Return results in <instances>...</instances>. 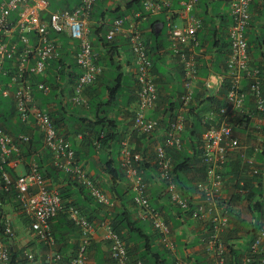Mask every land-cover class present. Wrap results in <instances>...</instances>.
<instances>
[{
	"label": "built area",
	"instance_id": "obj_1",
	"mask_svg": "<svg viewBox=\"0 0 264 264\" xmlns=\"http://www.w3.org/2000/svg\"><path fill=\"white\" fill-rule=\"evenodd\" d=\"M253 0H230L233 25L230 29L231 52L227 59L229 93L227 102L232 107L221 112V124L210 127L202 137L201 160L206 168L204 178L195 185L192 195H184L170 176L172 158L168 149L182 148L181 134L185 129L184 116L180 113L169 125L164 142L156 148V162L159 169V180L166 183L170 201L184 211L193 209L192 218L197 221H210L209 237L205 248L209 264H226L229 261L230 248L222 235L230 227L227 213L229 202L225 198L224 170L230 162L231 154L241 147L240 139L235 135L230 120L242 112L246 92L243 89L245 78L250 79L249 89L254 98L256 109L264 122V91H261L260 77L262 70L252 68L248 53L245 29L251 15L249 12ZM97 0H81L74 9L51 11L50 0H0V72L7 60L17 57L15 69L4 88L0 87L3 97L15 99L18 118L22 123L33 126L42 135V147L51 156L55 168L70 175L74 180L90 190L101 204H109V198L89 177L86 169L78 162L76 150L72 143L56 128L49 113L38 107L35 92H50L44 84L34 85L29 77L46 73L49 62L59 56L61 42L52 38V33L65 35L72 42L78 43L76 61L81 75L72 87V101L77 105L88 106L86 90L95 84L103 73L98 64L100 55L94 51L89 38L91 31L92 11ZM200 0H187L183 3L186 17L185 26L178 28L170 25L169 39L174 54L184 64V81L186 92L182 96L183 106L192 101L193 84L197 78V63L194 48L198 46L197 33L202 27V20L193 14ZM143 12L116 18L107 31L108 40L120 35L128 39L135 66L137 68L138 106L134 117V128L140 135H152L159 127L160 121L149 118V113L158 101L157 87L152 74L153 62L150 59L145 40L140 30V23L148 15L170 9L172 0H145ZM127 24V25H126ZM17 54H19L17 56ZM6 72V71H5ZM7 75V73H4ZM208 84V83H207ZM34 85V86H33ZM37 86V88L35 87ZM31 137L25 133L13 136L0 125V164L3 170L5 187L15 185L22 213L32 225V231L44 245V250H27L24 258L27 264H87L88 249L97 233L93 225L76 207L66 208L59 193L49 188L47 180L39 170L33 158L28 164V172L13 180L7 167L18 166L22 161L23 151L30 145ZM121 158L126 176L135 196V202L142 218L151 221L165 247L175 252L171 229L163 215L150 204L148 185L140 169L145 162L141 153L134 151L127 140L122 142ZM246 166L253 175H260L253 158L245 160ZM62 213L81 231V244L74 255L65 261L56 248L52 233V223ZM5 236L12 240L15 237L10 220L4 221ZM261 237L252 246V253L264 255V226ZM105 239L110 244L111 257L115 264L132 263L128 249L121 236L110 226H105ZM246 263L252 261L250 253L246 254ZM264 264V256L260 259ZM0 264H13L10 247L0 235ZM137 264H143L137 262ZM176 264H193L183 258L176 259Z\"/></svg>",
	"mask_w": 264,
	"mask_h": 264
},
{
	"label": "crops",
	"instance_id": "obj_2",
	"mask_svg": "<svg viewBox=\"0 0 264 264\" xmlns=\"http://www.w3.org/2000/svg\"><path fill=\"white\" fill-rule=\"evenodd\" d=\"M131 1L105 0L106 5H104V8L115 9L121 7L123 10ZM143 1L141 6H143ZM186 1L173 0L174 11H171L172 13L164 10L161 13L146 16V19L140 23V30L145 42L149 45V51L153 59V74L156 78L160 97L150 117L163 120L164 124L169 121L171 108L172 110L175 107L179 108L180 96L183 92L182 68L175 55H173L168 33L170 23H174L181 28L185 25L183 3ZM80 2L81 0H51V10L74 9ZM199 4V8L195 10V15L200 17L203 22V27L198 33L199 45L197 48L200 74L194 87L193 103L185 112L187 125L184 134L187 137L194 136L195 132L203 135L206 126L211 123L213 109L209 107V98L217 96L221 99L222 97L219 96V93L222 92V87L226 84L225 61L230 51L229 29L232 25V19L229 13V0H201ZM134 12L138 11L134 10L129 14L132 15ZM114 19H116L114 15L105 17L102 19L101 24L109 26ZM91 24L92 26L95 24L94 16ZM91 31L90 37L92 39L93 30L91 29ZM247 39L251 46L252 66L259 67L262 70L264 85V0H255L252 6V19L247 30ZM127 41V37L123 34L115 39V51L112 55L114 63L110 64L107 61V64L104 65L105 74L87 89L85 97L91 103V107L83 108L72 102L71 87L65 90L64 97L60 98L55 105L51 104L52 109L61 112V115L66 118L59 131L62 134L64 133L72 142L77 151V159L86 168L92 180L111 196L112 204L110 206L98 204L89 197L86 190L69 181V177L63 174L56 179H50L48 184L59 192L66 206L78 205L85 216L97 225L98 232L93 237L88 264H114L111 259L110 244L105 239L106 231L101 224L103 222L111 223L113 218L125 212L130 214V220L134 224L137 223L135 227L131 228L133 233L125 229L123 225L119 227L133 261L141 260L140 257L144 255L147 257V262L144 261L146 264H176L177 257L193 264H209L205 240L209 237L211 226L208 223L181 215V210L170 202L169 195L159 180L155 147L163 140L164 130L156 131L152 136H142L134 128L133 120L138 100L136 68ZM69 56V62L75 65V56L71 53ZM76 71L78 74L81 73L79 68ZM121 74H124L122 77L123 95L118 104L105 106L111 90L109 88L115 85L117 76ZM206 82L209 83V87L206 86ZM60 94H64V92H60ZM61 101H63V106L60 105ZM245 106L246 112L240 117L241 122L235 128L236 135L241 140L243 148L239 150L238 155L236 153L231 155L230 163L234 165V173L230 174V170H226L225 198L229 203H232L233 213L237 219L239 218L255 226L257 223L264 224V122L256 113L255 104L249 95L246 97ZM81 107L84 111L81 110ZM78 114L81 115L78 117L80 120H75L72 115L78 116ZM101 114L110 117L115 123L112 128L119 136L118 141H113L111 147L107 149H102L97 144L95 138L98 132L97 125H87V123L81 125L78 122L83 121V119L95 122L97 116ZM194 124L199 125L194 128ZM33 137L35 139L38 137V131ZM124 140H127L132 148L143 154L145 162L141 168V173L145 176L149 185L150 201L164 215V218L172 227V240L176 245L175 253L163 246L151 222L138 216L133 202L134 194L123 175L121 144ZM41 154H43V151H41ZM250 157L256 159V165L262 172L260 198L255 200L261 201L263 206L261 210L254 213L250 211L249 201L241 199V195H236L239 193L236 188L239 186L238 180L242 181L249 172V170L243 169L242 163H244L245 158ZM239 161L242 163L239 164ZM45 164L47 167L51 164L50 157L47 158L46 155ZM9 168L17 177L26 172L25 163ZM113 169L117 172L115 175L111 173ZM200 176V174L197 176L194 172L187 178L193 187L192 190L185 191L188 195L194 192L195 184L200 180ZM5 217L11 220L15 232V238L10 241L15 251L42 250L41 244L35 239L31 231L30 221L22 213L18 202L7 203L4 212H0V222ZM68 221L67 215L61 214L52 225L58 235L62 232L65 239H67V246H63L64 242L58 245V249L63 254L75 252L81 240L78 230L72 228ZM229 228L222 235L223 241L228 245H233L235 249L245 248L250 241L249 228H242L235 232L239 227L236 226L235 228L234 223ZM144 235L150 238L149 243L152 252L148 255L145 251L148 244ZM230 263L232 262L229 261ZM255 264H260L259 260H256Z\"/></svg>",
	"mask_w": 264,
	"mask_h": 264
},
{
	"label": "trees",
	"instance_id": "obj_3",
	"mask_svg": "<svg viewBox=\"0 0 264 264\" xmlns=\"http://www.w3.org/2000/svg\"><path fill=\"white\" fill-rule=\"evenodd\" d=\"M141 2L142 0H132L129 4L126 5V7L122 10L121 7L119 8H115V9H106L104 8L105 4V0H98L93 8L92 11V18L94 16V21L95 24L92 26V39L90 37V40L93 44V49L94 51H96L99 55V63L101 64L103 67H105L104 65L107 64V61H109L110 64H113V51H115V39L114 40H108L107 38V31L109 29V26H106L104 24H101L102 19L105 17H110L112 15L115 16V18L118 17H124L127 15H130L129 13L137 10L139 12H144L143 7L141 6ZM201 2V1H200ZM200 5V4H199ZM199 5L197 8H199ZM102 9V10H101ZM101 10V11H100ZM127 25V24H126ZM92 32V31H91ZM61 36V37H60ZM58 36L57 34L52 33V38H58L61 40V42L63 43V49H62V56L60 57H56L54 59H52L47 67L46 73L44 75H40V76H33L31 75L29 77V80L31 83H33L34 85H38V84H44L47 87L50 88V92L48 94H44L42 91H37L35 92V98H36V103L38 105V107L46 110L50 117L52 118V120L54 121V124L56 126V128L59 130L60 127L63 125L64 120L66 119L64 116L61 115V112H56L55 109L51 108V104L55 105L57 103V101L64 97L65 95V90L68 89L69 87H71L74 82H75V78H77L76 73H77V65L72 64L71 62H69V54L73 52V50H70V40L65 36V35H60ZM91 36V35H90ZM128 42V41H127ZM129 44V43H128ZM147 45V42H146ZM248 53L249 55L250 53V49L251 46L248 43ZM147 49H148V55L149 57L152 59L151 56V52L149 51V45H147ZM19 54H17L18 56ZM70 57V56H69ZM17 57L13 58L12 60H7L3 69L4 71L3 74L0 72V87L4 88L6 85V83L9 81V76H12L14 74V72L16 71L15 69V64H16V59ZM111 61V62H110ZM153 61V59H152ZM119 69V67H118ZM6 71V72H5ZM4 73H7V75H4ZM105 74V71H104ZM199 68L197 69V77H199ZM263 74V73H262ZM262 74L260 77V87H261V91H264V85H263V79H262ZM124 74H121L119 76H117L118 78L116 79L115 85L109 89V98H108V102L105 104V106H112L113 104H118L120 101L121 96L123 95V88L122 87V77ZM136 82L137 78H136ZM226 84L222 87V92L219 93V96L221 97V99L217 96L215 97H211L209 98L210 100V104L209 107L211 109H213L212 111V115H213V120H211V123L208 124V127H210L211 125H215L216 127L219 126L221 124V112L223 109H226L229 107H232L231 105H229V103L227 102V95L229 93V89L230 86L229 82H225ZM250 84V79L247 77L245 78V81L243 82V88L244 90L247 88ZM33 85V86H34ZM37 88V86H35ZM138 87V85H137ZM139 89V88H137ZM64 92V94H60ZM72 92V91H71ZM61 96H60V95ZM137 99H138V93H137ZM246 102V101H245ZM138 103V100H137ZM60 105L63 106V101L60 102ZM83 108H87V107H91V103L88 102V106H84V105H80ZM81 107V110L84 111V109ZM175 109L177 110L178 107L171 108L170 111V115L171 118L175 115ZM194 112V111H193ZM192 112V113H193ZM258 114V111L256 112ZM104 114H106V112H104ZM173 114V115H172ZM62 116V117H61ZM75 117V120H80V118H78L79 116H81L80 114H78V116L76 115H72ZM241 116H238L235 120H230L231 124L233 125L234 129L236 128V126L238 124H240ZM87 119H83V121H78L81 125H85L87 123V125H94V126H98V132L96 134V141L97 144L100 146V148L102 149H107L108 147H111L113 141H118L119 136L115 131V129H113V125H115V123L110 119V117L108 116H104V115H99L96 118L95 122H87ZM76 122V121H75ZM77 122V123H78ZM0 125L1 127L8 133L14 135V136H18L21 133H25L27 135H29L31 137V143L30 145L25 149L23 156H25L26 158L28 157H34L39 165V170L41 172V174L43 175V177L45 179H56L60 176L65 175L67 177H69V181H71L72 183L77 184L75 181H73L71 179V177L67 174H65L64 172L58 170L57 168H55L51 162V164L47 167L46 164L44 165V159H45V155L47 158L50 157V153L47 152V150L43 149L42 147V135L38 132V137L35 139V137H33V135L37 132V130L34 129L33 126H29L25 123H22L19 118H18V112H17V108H16V103H15V99L13 97H9V98H5L2 96L1 91H0ZM199 124H194V128L196 126H198ZM64 134V133H63ZM65 138L67 140L68 137H66V135L64 134ZM70 141V140H69ZM71 142V141H70ZM72 143V142H71ZM202 134H198L197 132H195L194 136H183V147L181 150H178L176 148L174 149H168V155L172 158V168L170 170V176L173 178V181L176 183V185L181 188L182 191H184V195H188V191L192 190L193 187L190 183V181L187 180V178L189 177V175L192 173L194 174V172L197 174H200V178L205 176V171L206 168L203 166L202 164V160H201V154H202ZM73 145V144H72ZM41 151H43V154H41ZM38 157V158H36ZM27 158V159H28ZM48 161V159H47ZM242 163L241 161H239V164ZM233 169V171H232ZM114 170V169H113ZM111 170V173L113 175H115L117 172H115V170L113 171ZM227 171L230 170V174L234 173V165L233 163H229L227 165ZM197 171V172H196ZM199 171V173H198ZM10 174L12 176H14V178L16 177L11 170H9ZM3 170L1 169V164H0V185H4L3 184ZM261 175H253L251 174L250 177H246L244 179L238 180V184H240L239 182H242L243 187L240 188V185L236 188H238L239 193L236 194L238 196L241 195V199L245 200L246 199L249 201V208L251 212H257L258 210L262 209V202L261 201H256L255 199L260 198V191H261V185L262 182L261 180ZM161 184H163L164 190L166 189V183L165 182H161ZM237 184V185H238ZM79 186V184H77ZM81 189H83L81 186H79ZM195 189V187H194ZM84 190V189H83ZM187 191V192H185ZM189 196V195H188ZM18 198V194L14 188V186H10L8 191H4L2 187H0V212H4L5 206L7 205L8 202H10L11 204L13 203V201L17 202ZM171 202V201H170ZM172 203V202H171ZM173 204V203H172ZM17 205V204H16ZM177 209L181 210V215H183L186 218H192V212L193 209L189 210V211H183L181 208H179L178 206H176L175 204H173ZM21 205H19L20 207ZM78 206V205H76ZM230 206V212L227 213L228 216V220H229V225L231 227V225H235L239 227V229H236L235 232H238L237 230H241L242 228H249L248 229V233L250 232V241L248 243V245L245 248H241V249H235L234 246L230 245V252H229V261H231L232 263L230 264H255L256 260H260L264 255L261 254H255L252 253V246L253 244L257 241L258 237H261V230L263 229L262 227L264 226V224L261 223H257V225L253 226L254 224H249L246 221H242L239 218L237 219L234 216L233 213V205L229 204ZM130 214L125 212L123 214H119V216L115 217L112 219L111 221V225L113 227V229L121 235L120 231H119V227L121 225H123V227L125 229H127L129 232L133 233V230L131 228H133V226L135 227L134 222L132 220H130ZM69 225L72 228H76L73 224H71L70 221H68ZM230 229V228H229ZM138 230V229H137ZM52 232L54 237L57 239L58 245H60V243H63V246H67V239H65V235L64 233H60V235H58V233H56L54 231V229L52 228ZM5 234V227H4V221L0 222V235L3 237L5 242H8V238H6L4 236ZM146 242H147V247H146V255H148L150 252H152L151 250V244L149 243V236L144 235ZM264 245V243L262 244ZM11 257L13 260V264H27L26 261H24V253L22 251H15L14 248L11 246ZM247 251V253H246ZM154 253V252H153ZM250 253V257L252 258V261L249 263L245 262V258H246V254ZM65 254V253H64ZM147 257L143 255V257L141 256L140 259L144 262H147ZM229 261L226 264H229ZM146 264V263H144Z\"/></svg>",
	"mask_w": 264,
	"mask_h": 264
},
{
	"label": "clouds",
	"instance_id": "obj_4",
	"mask_svg": "<svg viewBox=\"0 0 264 264\" xmlns=\"http://www.w3.org/2000/svg\"><path fill=\"white\" fill-rule=\"evenodd\" d=\"M98 1V0H97ZM145 1V0H144ZM144 1H143V3H144ZM201 1V0H200ZM50 2H51V0H50ZM81 3V2H80ZM200 3V2H199ZM199 3L196 5V7H195V9H194V11H193V14L195 15V10L197 9V7H198V5H199ZM255 3V0H253L252 1V3H251V5H250V8H249V12H250V15H251V17H250V19L248 20V24H247V26H246V29H245V36H246V40H247V43H249L248 42V39H247V30H248V28H249V26H250V23H251V19H252V6H253V4ZM80 5V4H79ZM78 5V6H79ZM229 6H230V0H229ZM143 7V9H144V6H142ZM145 10V9H144ZM164 10H168L169 12H173L174 11V9H173V0H172V6H171V8L170 9H163L162 11H164ZM183 10H184V7H183ZM52 11V10H51ZM161 11V12H162ZM139 12V11H138ZM160 12V13H161ZM171 12V13H172ZM143 13H145V11L143 12ZM229 13H230V16H231V19H232V25H233V17H232V13H231V7H230V10H229ZM196 17H198L197 15H195ZM184 17H185V13H184ZM198 18H200V17H198ZM201 19V18H200ZM115 20V19H114ZM113 20V21H114ZM202 20V19H201ZM184 21L186 22V17H185V19H184ZM111 25V24H110ZM110 25H109V27H110ZM170 25H174V26H177L176 24H174V23H170ZM170 25H169V30H170ZM232 25L230 26V29H231V27H232ZM185 26V25H184ZM183 26V27H184ZM178 28H181V27H179V26H177ZM182 27V28H183ZM202 27H203V24H202ZM202 27L200 28V29H202ZM91 29H92V24H91ZM200 29L198 30V33H199V31H200ZM230 29H229V39H230ZM198 33H197V38H198ZM58 36H60V35H58ZM61 37V36H60ZM89 38H90V36H89ZM168 38H169V33H168ZM58 39V38H57ZM116 39V38H115ZM60 42H61V40L60 39H58ZM170 40V39H169ZM171 42V41H170ZM146 43V42H145ZM93 45V44H92ZM198 45H199V40H198ZM70 46H72V47H70V50H73V52L71 53V54H73L74 56H75V63H76V65H77V61H76V54H77V48H78V43L77 42H72L71 40H70ZM63 43L61 42V47H60V49H59V56L61 57L62 56V54H61V52H62V49H63ZM146 47H147V45H146ZM171 48H173L172 47V43H171ZM197 48H198V46L196 47V48H194V53H195V57H196V63H197V69L199 68V65H198V57H199V54H198V52H197ZM249 49V48H248ZM147 51H148V49H147ZM172 51H173V49H172ZM132 52V51H131ZM230 52H231V39H230V51H229V54H230ZM229 54H228V56H229ZM133 55V54H132ZM173 55H175L174 54V51H173ZM59 56H57V57H59ZM228 56H227V58H226V61H225V65H226V81L227 82H229L228 81V68H227V59H228ZM250 56V55H249ZM175 57L177 58V60H178V62H179V64H180V66H181V68H182V74H183V78H182V83H183V92H182V94H181V96H180V105H179V108L176 110V112H174V116L171 118V115L169 116V121H168V123L166 124H164V121L162 120H159L160 121V127L156 130V131H162V130H164V137H163V140H161L157 145H156V147H155V159H156V148L160 145V144H162V142H164V140H165V137H166V132H167V129H168V127H169V125L177 118V116L181 113L183 116H184V121H185V129H184V131L182 132V134H181V142H182V147H183V136L185 135L184 133H185V131H186V125H187V120H186V115H185V112L189 109V107L191 106V104L193 103V100H194V87H195V83H196V81L198 80V78L199 77H197L196 78V80H195V82H194V84H193V97H192V101L189 103V105H187L186 107H184L183 106V102H182V96L184 95V93L186 92V87H185V81H184V76H185V74H184V64H183V62H182V60L178 57V56H176L175 55ZM54 59V58H53ZM151 59V58H150ZM250 59H251V57H250ZM152 60V59H151ZM153 62V61H152ZM99 63V62H98ZM251 66H252V60H251ZM100 66H102L101 64H99ZM153 66H154V64H153ZM103 67V66H102ZM77 68H79V66L77 65ZM76 68V69H77ZM135 68H136V66H135ZM252 68H259V67H253L252 66ZM153 69H154V67H153ZM153 69H152V74H153ZM79 70H80V68H79ZM81 71V70H80ZM136 71H137V68H136ZM103 74H104V67H103V73H102V75L101 76H103ZM81 75V73L80 74H78V72L76 73V76H77V78H75V80L77 81V79L79 78V76ZM196 75H197V73H196ZM101 76H99L98 77V79L97 80H99V78L101 77ZM153 77H154V81H155V84H156V87H157V92H158V101H159V91H158V86H157V82H156V78H155V76H154V74H153ZM136 78H137V74H136ZM208 82H206L205 84H206V86L207 87H209V83L207 84ZM75 84V83H74ZM74 84L71 86V88L74 86ZM137 85H138V82H137ZM229 86V85H228ZM137 88H139V86L137 87ZM244 89V88H243ZM71 91H72V89H71ZM87 91V90H86ZM138 91H139V89H137V93H138ZM244 92H246V96H245V98H244V106H243V110H242V112L240 111L239 113H237V116H236V118L238 117V116H242L245 112H246V106H245V101H246V97L249 95L250 97H251V99L253 100V102H254V104H255V101H254V98H253V96L251 95V93H250V89H249V86H248V89L246 88L245 90H244ZM72 100V99H71ZM138 100H139V96H138ZM158 101H157V103H158ZM73 102V101H72ZM157 103H156V106H157ZM137 106H138V103H137ZM156 106H155V108H156ZM154 108V109H155ZM137 109V108H136ZM255 109H256V104H255ZM152 112V111H151ZM151 112L149 113V115H148V117L149 118H151L150 117V114H151ZM256 112H257V109H256ZM135 113H136V111H135ZM173 115V114H172ZM258 116L261 118V115H260V113H258ZM134 117H135V115H134ZM235 118V119H236ZM152 119H154V118H152ZM234 119V120H235ZM156 120H158V119H156ZM212 120H213V118H212ZM133 123H134V120H133ZM214 125V124H213ZM213 125H211L210 127H212ZM233 126V125H232ZM210 127H208V126H206V130H205V132L210 128ZM234 128V127H233ZM155 131V132H156ZM154 132V133H155ZM204 132V133H205ZM153 133V134H154ZM203 133V134H204ZM234 133H235V135H236V129H234ZM152 134V135H153ZM12 135V134H11ZM152 135H149V136H152ZM14 136V135H13ZM142 136H147V135H142ZM237 136V135H236ZM202 137H203V135H202ZM241 141V140H240ZM123 142V141H122ZM241 144H242V142H241ZM74 147V146H73ZM243 148V146L241 147V149ZM75 149V148H74ZM134 149V148H133ZM177 149V148H176ZM182 149V148H181ZM180 149V150H181ZM25 151V150H24ZM24 151H23V153H24ZM134 151H136V152H138L136 149H134ZM23 153H22V161H21V163H25V165H26V172L24 173V174H22V175H20V176H23V175H25L27 172H28V164H29V162L34 158V157H25V156H23ZM138 153H140V152H138ZM238 153H239V151L236 153L237 155H238ZM76 154H77V151H76ZM142 154V153H141ZM232 154H234V153H232ZM231 154V155H232ZM142 156H143V154H142ZM76 157H77V155H76ZM250 158H253L255 161H256V159L254 158V157H250ZM35 159V158H34ZM246 159H248V158H245V160ZM36 160V159H35ZM245 160H244V163H242L243 164V169H247V170H249V168L246 166V163H245ZM37 162V161H36ZM78 162H79V160H78ZM230 162H231V159H230ZM229 162V163H230ZM257 162V161H256ZM20 163V164H21ZM80 163V162H79ZM228 163V164H229ZM81 164V163H80ZM156 164H157V162H156ZM227 164V165H228ZM122 165H123V162H122ZM143 165H144V163H143ZM143 165H142V167H143ZM158 166V165H157ZM141 167V168H142ZM256 167H257V165H256ZM85 168V167H84ZM124 168V167H123ZM141 168H139L140 169V172H141ZM257 168H259V167H257ZM9 167H7V170L9 171ZM86 169V168H85ZM226 169H227V166H226V168H225V170H224V177H225V175H226ZM260 169V168H259ZM261 170V169H260ZM87 171V170H86ZM123 171H124V173H123V175H124V177L127 179V181H128V183H129V180H128V178H127V176H126V170H125V168L123 169ZM10 173V172H9ZM87 173H88V171H87ZM66 174V173H65ZM262 174V172L260 173V175ZM11 175V174H10ZM88 175H89V177L92 179V177L90 176V174L88 173ZM250 175H251V173H250V170H249V172H247V176L248 177H250ZM20 176H16L15 178H14V176H12L11 175V177H12V179L13 180H17ZM70 176V175H69ZM71 177V176H70ZM144 178H145V176H144ZM202 178H204V177H202ZM202 178H200V179H202ZM226 178V177H225ZM71 179L73 180V181H75L77 184H79V186H81L84 190H86L87 192H88V195H89V197L91 198V199H93L95 202H97L98 204H100V205H103V206H110L111 204H112V198H111V196L106 192V191H104L103 190V188L99 185V184H96L93 180V183L97 186V187H99L100 189H101V191L104 193V194H106L107 196H108V198H109V204H101V203H99L94 197H92V195H91V193H90V190L87 188V187H85V186H83L81 183H79L78 181H76V180H74L72 177H71ZM2 180H3V177H2ZM47 180V182H49V180L48 179H46ZM225 180V186H226V179H224ZM145 181H146V183H147V180H146V178H145ZM240 184V188H242L243 187V185H242V182H239ZM3 184L4 185H0V187H2L3 188V190L4 191H8V189H9V187H5V182H4V180H3ZM147 185H148V183H147ZM196 185V184H195ZM12 186H14V188H15V185H12ZM129 186H130V183H129ZM49 188L50 189H52V190H55V189H53L52 187H51V185H49ZM179 188V187H178ZM196 188V187H195ZM130 189H131V191L133 192V194H134V197H133V202H134V206H135V209L137 210V213H138V216L141 218V219H144V218H142L141 216H140V214H139V210H138V208H137V204H136V202H135V196H136V194L134 193V191L132 190V188H131V186H130ZM238 189V188H237ZM15 190H16V188H15ZM179 190L184 194V192L181 190V188H179ZM56 191V190H55ZM194 191H195V189H194ZM16 192H17V190H16ZM58 192V191H57ZM59 193V192H58ZM148 193H149V185H148ZM17 194H18V192H17ZM60 195V194H59ZM190 195H192V194H190ZM150 196V195H149ZM186 196H188V195H186ZM60 197H61V195H60ZM61 199H62V201H63V198L61 197ZM17 200V202L19 203V205H21L20 204V202H19V199L17 198L16 199ZM63 204H64V201H63ZM150 204H151V201H150ZM230 204H232L231 202H230ZM64 206L66 207V208H69V207H71V206H66L65 204H64ZM73 207H76V208H78V209H80L78 206H76V205H72ZM151 206L154 208V209H156L152 204H151ZM20 208H21V211H22V206H20ZM157 210V209H156ZM80 211L82 212V214L85 216V214L83 213V211L80 209ZM157 211H159V210H157ZM184 211V210H183ZM160 212V211H159ZM161 213V212H160ZM62 214H66V213H62ZM162 214V213H161ZM61 215V214H60ZM59 215V216H60ZM67 215V214H66ZM163 215V214H162ZM58 216V217H59ZM67 217H68V220L70 221V219H69V216L67 215ZM86 217V216H85ZM163 217H164V215H163ZM27 218V217H26ZM10 220L8 217H5V218H3V220L2 221H5V220ZM86 219L88 220V221H90L87 217H86ZM165 219V218H164ZM193 219V218H192ZM56 220V219H55ZM54 220V221H55ZM144 220H148V219H144ZM30 221V220H29ZM150 221V220H149ZM165 221H166V219H165ZM197 221V220H196ZM10 222H11V220H10ZM71 222V221H70ZM91 222V221H90ZM151 222V221H150ZM167 223H168V221H166ZM201 222H203V221H201ZM205 223H208L210 226H211V223H210V221H204ZM92 223V222H91ZM30 224H31V222H30ZM71 224H73L72 222H71ZM93 225H95L94 223H92ZM11 225H12V222H11ZM52 225H53V223H52ZM74 225V224H73ZM151 225H152V223H151ZM168 225H169V227H170V229H171V233H172V227H171V225L168 223ZM75 226V225H74ZM96 226V229H97V232H98V227H97V225H95ZM101 226L105 229V226H110L112 229H113V227H112V225H111V223L110 222H103L102 224H101ZM153 226V225H152ZM76 227V229L78 230V232H79V234H80V237H81V231H80V229L77 227V226H75ZM12 228H13V226H12ZM154 228V227H153ZM14 230V229H13ZM114 230V229H113ZM31 231H32V225H31ZM115 231V230H114ZM154 231H155V233H156V235L159 237V239H160V236H159V234L157 233V231L155 230V228H154ZM33 232V235H34V237H35V233H34V231H32ZM116 232V231H115ZM15 233V232H14ZM53 233V232H52ZM117 233V232H116ZM120 235V234H119ZM5 236V235H4ZM54 236V235H53ZM121 236V238L123 239V237H122V235H120ZM6 237V236H5ZM171 237H172V234H171ZM6 238H8V237H6ZM15 238V237H14ZM13 238V239H14ZM12 239V240H13ZM35 239L41 244V247H42V250H44V245H43V243L38 239V238H36L35 237ZM4 240V239H3ZM12 240H10L9 238H8V242H5V243H7L8 244V246L10 247V249H11V242L10 241H12ZM55 240H56V248L58 249V242H57V239L55 238ZM161 240V239H160ZM93 241V240H92ZM107 241V240H106ZM123 241L125 242V240L123 239ZM161 243L163 244V246L165 247V245H164V243L162 242V240H161ZM80 244H81V240H80V243H79V246H78V248H77V250H75V252H73V253H70V254H63L59 249H58V251L62 254V256H63V258H64V260L65 261H68L69 260V258H70V256H72V255H74L75 253H77V251H78V249H79V247H80ZM125 244H126V242H125ZM174 245H175V243H174ZM91 246H92V243H91V245H90V247H89V249H88V261H89V252H90V249H91ZM126 247H127V244H126ZM166 248V247H165ZM127 249H128V247H127ZM168 249V248H167ZM169 250V249H168ZM25 251H27V250H25ZM24 250L22 251L23 253L25 252ZM36 251V250H35ZM39 251H41V250H39ZM111 251V250H110ZM171 251V250H170ZM173 252V251H172ZM175 252H176V245H175ZM174 252V253H175ZM128 253H129V257H130V259H131V256H130V252H129V249H128ZM111 259H112V257H111ZM24 260L26 261V259L24 258ZM88 261H87V264H88ZM112 261H113V259H112ZM131 261H132V263H135V264H137V262H141V263H143L144 264V262L142 261V260H137V261H133L132 259H131ZM27 262V261H26ZM259 262H260V260H259ZM113 263H114V261H113ZM115 264V263H114Z\"/></svg>",
	"mask_w": 264,
	"mask_h": 264
},
{
	"label": "rangeland",
	"instance_id": "obj_5",
	"mask_svg": "<svg viewBox=\"0 0 264 264\" xmlns=\"http://www.w3.org/2000/svg\"><path fill=\"white\" fill-rule=\"evenodd\" d=\"M160 174V173H159Z\"/></svg>",
	"mask_w": 264,
	"mask_h": 264
}]
</instances>
